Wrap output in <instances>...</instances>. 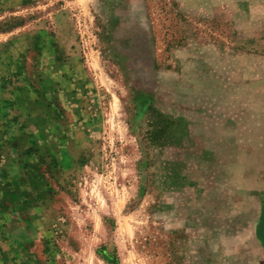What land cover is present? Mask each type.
<instances>
[{
    "label": "rangeland",
    "instance_id": "1",
    "mask_svg": "<svg viewBox=\"0 0 264 264\" xmlns=\"http://www.w3.org/2000/svg\"><path fill=\"white\" fill-rule=\"evenodd\" d=\"M0 87L2 264H264V0H0Z\"/></svg>",
    "mask_w": 264,
    "mask_h": 264
},
{
    "label": "crops",
    "instance_id": "2",
    "mask_svg": "<svg viewBox=\"0 0 264 264\" xmlns=\"http://www.w3.org/2000/svg\"><path fill=\"white\" fill-rule=\"evenodd\" d=\"M10 99L11 95L9 94V90L1 89L0 87V129L1 131L5 130L6 140L8 141L7 143L5 142L6 153H0V182L2 181V176H6L5 181H8V184L7 182L0 184V228L4 230L3 235L0 233V255L4 254L5 251L9 253L13 250L15 244L12 243L13 245L11 247V241L16 242L18 237L26 238L27 235L31 236L33 233L32 206L31 204L20 202L22 201L20 200L21 196H18V192L14 187L15 184L13 185L12 183V179L18 178L21 170V164H18L17 160L23 159L24 161L26 158L29 160L30 156L26 155L25 152L16 150L19 144L14 146L16 140L13 139V136H10L12 135L11 130L18 125L16 121L14 122L11 119L10 114L7 116L4 115V111L7 109L9 113V109L11 108L9 107L12 104H10ZM4 108L6 109L4 110ZM11 147H13L12 151L9 150ZM19 154L23 158H19ZM0 264H2L1 261Z\"/></svg>",
    "mask_w": 264,
    "mask_h": 264
},
{
    "label": "trees",
    "instance_id": "3",
    "mask_svg": "<svg viewBox=\"0 0 264 264\" xmlns=\"http://www.w3.org/2000/svg\"><path fill=\"white\" fill-rule=\"evenodd\" d=\"M151 112L155 113V110L152 109ZM166 123H169V121L166 119H159L157 121H154V128L150 132L151 136L155 137L159 133L162 135L164 130L168 127V125ZM261 215H262V224H264V202H263V205L261 207ZM260 237H261L263 245H264V235L262 233H260ZM106 261H108L110 264H119L118 259H116V258H113V260L106 258Z\"/></svg>",
    "mask_w": 264,
    "mask_h": 264
}]
</instances>
